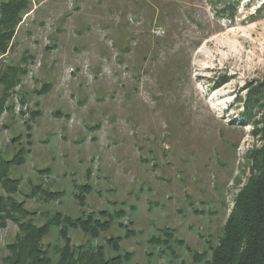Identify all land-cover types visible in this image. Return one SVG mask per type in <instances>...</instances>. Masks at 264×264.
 <instances>
[{"label": "rangeland", "instance_id": "374dc122", "mask_svg": "<svg viewBox=\"0 0 264 264\" xmlns=\"http://www.w3.org/2000/svg\"><path fill=\"white\" fill-rule=\"evenodd\" d=\"M29 1L0 59L19 73L0 85V259L20 222L106 212L94 245L202 264L264 148V0ZM165 228L178 243H151Z\"/></svg>", "mask_w": 264, "mask_h": 264}, {"label": "trees", "instance_id": "16d2710c", "mask_svg": "<svg viewBox=\"0 0 264 264\" xmlns=\"http://www.w3.org/2000/svg\"><path fill=\"white\" fill-rule=\"evenodd\" d=\"M29 5V0H0V59L9 54L16 27L29 12ZM18 77L19 73L12 66H7L6 70L2 71L0 85L4 87V95L10 87L18 83ZM3 105L2 99L0 115L3 112ZM246 113L249 117H255L260 112L251 106ZM255 158L256 174L250 176L246 185L239 191L234 208L214 244L209 245L200 256H196L198 260H194L195 262L264 264V148L255 154ZM23 162L24 158H21L15 164L19 166ZM8 168L7 163L0 166V179L4 187L13 191V179L6 176L10 170ZM85 189L88 191L87 186ZM45 193L51 198L56 196L53 192ZM79 199L82 201V195ZM0 211L3 210L0 209ZM7 213L11 214V212ZM50 213L46 212L47 222L43 225H36L29 221L18 223L19 232L15 241L7 245L6 255L0 259L2 264H131L130 255L127 252L122 254L118 251V239L111 238L105 241L109 247L103 243L97 245L93 243L95 238H100V232L108 228L120 213H89L85 218L83 216L71 218L62 216L58 212L50 216ZM99 215H107V220L102 221ZM76 228L86 234L88 243L77 248H69L66 238L65 244L61 245L60 241L64 239L65 234L70 229ZM166 229L168 228H165L164 233L161 232L158 238L152 236L150 242L162 245L172 241L178 243L173 236L174 232ZM52 230L55 233V242L42 247L43 237ZM110 249L116 251L113 256L108 255ZM179 264L186 263L181 260Z\"/></svg>", "mask_w": 264, "mask_h": 264}]
</instances>
